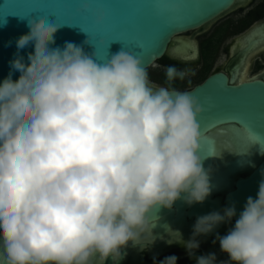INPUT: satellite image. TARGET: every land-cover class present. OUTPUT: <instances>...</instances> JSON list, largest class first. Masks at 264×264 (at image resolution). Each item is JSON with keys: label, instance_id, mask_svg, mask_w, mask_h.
Here are the masks:
<instances>
[{"label": "clouds", "instance_id": "9594fccd", "mask_svg": "<svg viewBox=\"0 0 264 264\" xmlns=\"http://www.w3.org/2000/svg\"><path fill=\"white\" fill-rule=\"evenodd\" d=\"M152 4L168 19L182 11L178 0ZM80 5L97 26L105 23L91 0ZM61 27L30 18L0 81V264H118L130 243H154L161 209L202 204L212 192L200 151L204 107L173 87L191 84L195 73L169 65L166 86H157L124 46L102 59L89 39L54 46ZM244 134L264 154V135L247 126ZM234 217L235 205L200 216L189 240L169 228L179 239L167 242L182 244L193 264H217L215 253H199L197 238ZM216 240L228 256L220 264H264V179Z\"/></svg>", "mask_w": 264, "mask_h": 264}, {"label": "water", "instance_id": "95a60500", "mask_svg": "<svg viewBox=\"0 0 264 264\" xmlns=\"http://www.w3.org/2000/svg\"><path fill=\"white\" fill-rule=\"evenodd\" d=\"M241 0H178L182 11L175 19L157 15L152 0H91L93 11L103 10L106 20L97 26L91 13L81 14L80 0H0V81L9 73V61L16 53V39L29 31L28 20L43 16L57 25L54 46L66 41L82 45L89 39L95 45L98 58L107 50L115 53L121 47L141 56L149 67L168 50L190 51L178 35L208 21L219 18ZM83 29L86 33L82 32ZM264 29V27H262ZM185 45V46H184ZM255 43L247 45L223 67L230 75L215 72L189 91L204 107L199 117L201 125L200 151L205 156L204 167L211 169L212 192L202 203L191 206L177 201L172 209H161L153 229L154 243L144 247L131 243L123 249L118 264H148L149 256L172 244L179 236L189 240L198 217L235 205L237 217L231 223L219 225L210 235H226L243 211L248 197L256 198L258 186L264 179V154L245 136V126L264 135V82L254 80L236 83L238 69L244 56L253 52ZM109 46V48H108ZM86 52L94 49L84 46ZM31 47L22 50L25 55ZM19 73L13 74V79ZM179 90V89H177ZM105 264H114L109 258Z\"/></svg>", "mask_w": 264, "mask_h": 264}, {"label": "flooded vegetation", "instance_id": "af4514ba", "mask_svg": "<svg viewBox=\"0 0 264 264\" xmlns=\"http://www.w3.org/2000/svg\"><path fill=\"white\" fill-rule=\"evenodd\" d=\"M224 16L226 17L222 18ZM262 27H264V0H241L219 18L180 33L178 39H183L186 46L191 45L192 50L171 51V46H168L162 57L155 61L160 67L154 68L151 65L148 67L150 81L157 86H166L165 69L169 65L178 69H191L195 73L191 77V84L187 80H178L174 83L173 87L181 91L191 89L215 72L230 75L223 67H227L232 57L254 42V51L243 57L236 83L231 84L240 85L256 79L264 82ZM217 234L198 237L200 241L198 251L205 255L215 253L217 264H220L221 261L228 260V256L221 252L219 241L216 240ZM170 255L178 257L177 264H193L185 248L177 242L151 254L148 264H158Z\"/></svg>", "mask_w": 264, "mask_h": 264}, {"label": "rangeland", "instance_id": "374dc122", "mask_svg": "<svg viewBox=\"0 0 264 264\" xmlns=\"http://www.w3.org/2000/svg\"><path fill=\"white\" fill-rule=\"evenodd\" d=\"M226 16L222 17V18H225Z\"/></svg>", "mask_w": 264, "mask_h": 264}]
</instances>
